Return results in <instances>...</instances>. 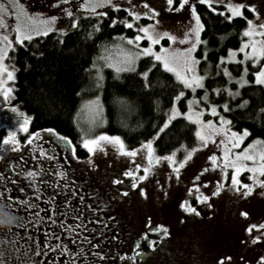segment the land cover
I'll list each match as a JSON object with an SVG mask.
<instances>
[{
	"label": "rangeland",
	"instance_id": "374dc122",
	"mask_svg": "<svg viewBox=\"0 0 264 264\" xmlns=\"http://www.w3.org/2000/svg\"><path fill=\"white\" fill-rule=\"evenodd\" d=\"M51 1L43 0V4L38 6L37 12L47 15L50 6L48 4ZM89 2L90 0H75L74 4L78 3L75 11L81 15H97L93 14L89 8L81 7V4ZM197 2L199 0H188L184 7H180L179 0H173L172 6L167 4V0H113V3L120 4V8L127 11L129 17L126 22L132 25L131 28L134 33L130 35L119 34L100 48L92 72L93 95L83 99L77 114V125L82 134L81 143L85 138H92L101 134L119 136L107 133L102 129L99 130L104 123L100 88L107 70L117 72L116 67L111 66L112 64L121 68L126 67L121 63L123 53L135 52L137 54L131 69L135 68L139 58L145 56L139 55V53L148 47L150 42L147 36L139 30L151 26V30L154 32L163 33L167 31L177 37L176 40H169L161 35L159 43L151 45L152 50L156 53L160 52L161 47L169 50L188 48L190 44L188 41H184L183 37L194 23L191 17V6L192 4L196 6ZM229 2L244 5L242 12L246 20L251 19L255 25L264 23V0H221L219 5H222L223 8L217 9L228 12L230 15L226 7ZM16 4L22 6L24 14L32 17L36 14V12H32L33 10L29 6H25L24 1H18ZM27 4L29 3L27 2ZM249 4L255 6V12L251 11L248 7ZM213 5L218 4L214 3ZM107 9L116 8L105 5L97 8L96 13H104ZM152 9H155L154 13L151 11ZM245 9L250 11V14H247ZM14 11H20V9L13 7L10 10V12ZM133 11L137 13L149 12V15H140L137 19L132 16ZM2 15L8 27H0V32L9 35L15 46L17 19L8 13H2ZM54 16L57 19L50 25L52 31L64 33L69 30L68 27H72L67 12L58 11ZM42 18L43 15L38 16V19L43 20ZM22 22L26 21L22 19ZM247 27L246 22L239 45L229 49L232 50L233 56L229 57L228 50L222 56L224 59H219V62L223 66V71L227 69L230 78L235 76L229 69L228 63H241V74L247 80L253 81L254 76L250 78L248 72L249 70H252L253 73L258 71L261 63H264V58H261V62L253 65L251 60L246 59L244 53L239 51L241 44L250 39L244 33ZM61 29L63 31H60ZM138 34L144 36V39L129 44L128 39H133ZM195 52L196 49L192 55L197 58ZM148 55L152 56L151 53ZM159 62L162 64L161 61ZM5 64L10 67L7 57ZM194 67L198 74L205 75L199 69V63ZM245 68H247V73L244 72ZM97 73L102 77L99 84H97ZM170 73L176 77L174 72ZM180 82L182 83V81ZM238 86L241 85L237 84ZM5 87L11 88L12 91L5 97L4 89H0V193L18 197L25 201L24 204L17 205L20 209L17 213L10 214L4 211L0 217V236L4 235L7 239L6 233L8 232L9 242H14L17 236L22 235L21 223L26 221V217L27 221H30L28 218L33 216L31 215L33 210L36 211L39 205L46 204L52 210V213L49 211V217L52 215V219L55 217L59 220L62 218L61 215L67 212H71L68 214L69 216L79 215L80 220L92 218V222L91 220L89 222L92 224L91 229H94L96 234H98L100 224H102L99 218L107 217L108 223L100 232V239L103 243L110 244L112 252L121 251L123 264H257L259 257L264 256V240L252 242L253 236L264 234V229H253L252 232L246 230L252 224L264 223V195L261 194L264 193V187L255 185L253 193L247 197L242 195L243 189H241V193H236L230 187L222 188V191L216 196L211 195L215 190L217 181L220 180L222 183L224 181L220 168H213L212 162L207 158L213 153L218 157L220 156L224 146L219 144V140L223 137L218 136L216 142L209 141L206 146H202L197 137V143L192 147L197 150L179 168V175L174 170V164L183 160L184 155L180 156L177 150L161 155L156 152L153 145L154 155L164 157L175 152V158L173 163L162 159L159 162L154 161L149 166L148 150L146 147L141 148V145L149 139L154 140L156 133L135 147H128L121 139L125 148L124 152H121L119 146L113 142L101 141L102 147L94 149L92 153L86 149L88 154L79 158L75 154L71 141L69 140V143V141L61 139V135L56 132L42 129L36 131L37 135L29 141L28 137L34 132L29 130L30 120L28 121V131L24 132L19 128V122H22L23 117L12 111L13 107L17 109L12 102L13 80L5 79ZM197 89L199 87L192 90L183 86L182 90L179 91V93L181 91L185 93L183 97L185 106H179V99L173 101L180 111H188V100L193 99L200 100L199 104L194 103L192 106L197 111L200 108L211 107V105L217 106V103L204 101L202 98L205 92L202 91L197 94ZM97 97H99L98 101ZM217 109L220 115L228 119V116L218 106ZM18 112L23 113L19 110ZM170 115L171 107L166 119ZM200 120H213L218 124L219 116H213L210 112L205 111L200 116ZM192 122L195 124L196 132L200 125H197L194 120ZM227 127L230 128L229 125ZM9 131L16 133L15 139L19 142V147L11 143H4L3 137ZM234 131L242 132V130ZM254 141L262 140L259 138L247 139L246 135L240 142L239 148L234 149V151H243L248 144ZM262 147L264 144H256L254 150ZM131 149L137 150L135 156L126 154ZM246 163L251 164L252 162L246 161ZM137 164L141 167L136 168L135 165ZM145 166L150 167L147 178L144 181H139L136 188H132L133 177L124 176L123 173L132 170L136 172V179L138 180L139 175L143 174V167ZM231 171V169L228 170L229 183ZM16 175L18 180L15 179ZM250 175L251 173L244 171L238 175V179L243 183H251ZM258 178L264 179V176ZM114 180L121 182L113 183ZM13 181H15L14 184H12ZM194 185L197 187H193ZM140 188L144 189V195H141ZM190 188L192 189L191 192H189ZM5 189L8 191L5 192ZM122 190L126 191L127 195H123ZM107 194L109 197H106ZM203 195H208L210 199L198 202L197 197ZM110 196L113 198V202L108 204L105 212L100 208L101 203L95 202L94 199L103 201L108 200ZM184 201L195 207L199 215L181 209L179 205ZM25 207H27V213L23 211ZM2 208L0 206V211ZM242 212H247L248 215L244 216L241 214ZM34 219L35 217L32 221ZM39 219L42 228L48 225L47 217L45 219L40 217ZM159 225H164L167 228L168 236L164 237L162 231H151L152 228ZM144 232L147 233L146 236L143 235ZM32 237L37 238L36 235H32ZM137 239L141 240L142 245L139 251L135 250V252L133 250L136 247ZM149 240L155 242L154 247H149ZM34 243L35 240L33 245ZM38 245L40 246L42 243L39 241ZM36 250L41 252V249ZM45 250L49 252L51 248ZM132 253H135L136 257L132 256ZM2 256L5 257V254ZM70 263V259L66 257L64 264Z\"/></svg>",
	"mask_w": 264,
	"mask_h": 264
},
{
	"label": "trees",
	"instance_id": "16d2710c",
	"mask_svg": "<svg viewBox=\"0 0 264 264\" xmlns=\"http://www.w3.org/2000/svg\"><path fill=\"white\" fill-rule=\"evenodd\" d=\"M213 6L223 8L219 4ZM196 10L205 28L195 53L199 69L207 73L204 88L197 89V94L208 93L207 101L217 103L228 116L230 128L248 129L247 139L264 141V85L250 83L237 87L242 64L228 63L235 76L230 78L219 62L229 49L239 45L246 17L228 20V12L214 13L199 2ZM105 12L106 15L82 16L76 27L64 33L51 31L25 40L23 45L16 43L7 57L14 68L12 102L31 117L29 130L55 129L57 134L69 138L79 158L88 152L81 143L77 114L83 99L93 95L92 72L100 48L119 34L134 33L125 26L129 17L125 9ZM245 12L250 14L247 9ZM112 19L117 23L112 24ZM145 72L147 76H142ZM252 74L249 70L250 78ZM182 88V83L150 55L139 58L131 70H107L100 88L104 123L99 130L119 135L128 147L140 145L160 130ZM237 89L238 95H230V90ZM243 101L247 103L241 107ZM178 103L184 107V98ZM225 104L227 109L223 107ZM196 143L195 124L183 116L175 117L153 140L156 152L161 155L177 150L183 156Z\"/></svg>",
	"mask_w": 264,
	"mask_h": 264
},
{
	"label": "snow or ice",
	"instance_id": "6c2138e0",
	"mask_svg": "<svg viewBox=\"0 0 264 264\" xmlns=\"http://www.w3.org/2000/svg\"><path fill=\"white\" fill-rule=\"evenodd\" d=\"M188 3V0H179L180 7H184ZM199 3L206 5L212 12H217L218 9L213 6L214 3H221V0H199ZM167 4L169 6L173 5V0H167ZM108 5L112 8H120L121 5L117 3H113V0H90L87 4H81V7L89 8L93 14L97 15H106L107 13H96L97 8L104 7ZM13 7L20 9V11L8 12V8L5 6L4 3L0 2V27L7 28L8 26L4 22V18L2 13H8L9 15H13L17 19V24L15 26V42L17 44L23 45L25 40H32L33 36L39 35H47L48 32L52 31L51 24L55 22L57 19L56 16L48 17L47 19L41 20L38 18H34L32 16H28L22 12V6L15 3L13 0ZM147 7V5H145ZM230 15L227 16L228 20H232L233 17L242 16V8L244 5L240 3H231L229 2L226 5ZM248 7L251 11L255 12L256 8L254 5L249 4ZM153 13L155 9L151 10ZM132 16L139 18L140 15L148 16L149 12L137 13L133 11ZM223 15V12L220 13ZM69 17L72 16V12H67ZM191 17L194 23L188 29V31L184 34L183 40L188 41L190 46L185 49L179 50H169L166 48L161 47L159 53H156L152 50L151 45L159 43V37L161 35L167 37L169 40H176L177 37L171 35L169 32L165 31L163 33L154 32L151 30V26H146L141 28L139 31L144 33L147 36L148 41L150 42L148 47H145L139 55H151L154 57L155 60L161 61L162 66L170 72H174L176 74L177 80L182 81L183 86L187 89L195 90V88L199 87L201 89L204 88L203 81L205 79V75H200L195 70V65L199 63V60L192 55V52L196 49L197 45L200 44L201 41V32L204 30L205 25L201 20L200 15L197 13L195 4L191 6ZM22 19L26 22H22ZM112 24H116V19H112ZM72 27H76L77 21H71ZM248 27L245 28L244 33L250 39L244 41L239 51L244 53L246 59H250L253 65H256L258 62H261V58H264V23H259L255 25L251 19L247 20ZM126 27H131L132 25L128 22H125ZM42 29V31H41ZM60 31H63L61 29ZM260 37V39H257ZM127 39V38H126ZM144 39V36L136 35L133 39H128V43H134L136 41H140ZM14 49V42L12 39L9 38V35L5 34L4 32H0V89H4L3 94L5 97L12 91L11 88L5 87V79L8 81L14 80V68L10 69L8 65L5 64V58L9 57V50ZM246 49H248L246 51ZM233 56L232 50H229V57ZM137 58V54L135 52H125L123 53V63L126 67L121 68L117 67L116 64H112V67H116L117 72L124 71V70H131V65L134 63L135 59ZM221 60L224 58L221 57ZM95 67V66H94ZM225 75H228L227 69L224 70ZM244 72L247 73V68L244 69ZM142 76H147V73H141ZM254 80L249 81L245 78L244 75L236 81L239 85H248L250 83H255L258 85H264V63H261L258 71H255L253 74ZM102 77L97 73V84L100 83ZM147 86V85H146ZM218 91V90H214ZM239 89L235 92L230 90V95H238ZM185 93L181 91L176 100L180 99V97H184ZM204 101L208 100V93L205 92L203 98ZM99 97H97V101ZM199 104V99L188 100V111H180L177 108L176 103L173 101L171 105V115L166 119L163 125L160 127V130L156 132V136H159L161 132L164 131L165 128L171 123V121L177 116L186 117L188 121H195L197 125L200 127L197 128L195 135L199 138L202 146H206L209 141L216 142L217 137H223V139L219 140V144L223 145V151L221 152L220 156L218 157L215 153L208 156V160L212 162L211 166L213 168H220L221 176L224 183L220 180L217 181L215 190L211 193L212 196L218 195L222 188H231V190L235 191L236 193H241V189H243L242 195L247 197L253 193L254 186L259 185L264 187V179L258 178L259 176H264V147L259 148L258 150H254V146L256 144H264V141H254L250 143L243 149V151H234V149L239 148L240 142L243 140L244 136L248 135V129H243L242 132H237L232 130L231 128L227 127L230 125V120H228L225 116L220 115L216 105H211V107L200 108L198 111L195 110L192 106L193 104ZM247 101H243L240 105L243 107ZM7 107V105H5ZM225 109L228 108V105H223ZM13 112L18 113L20 116L23 117L22 122H19V128L27 132L28 131V121L31 119L30 116L24 115L23 113H19L18 109L13 107ZM210 112L213 116H219V123L216 124L213 120L202 121L200 120V116L205 112ZM264 111V110H262ZM46 131L55 132V129H47ZM37 133L33 132L29 137L28 140L30 141L33 136H36ZM16 133L14 131H9L6 136L3 137V141L5 144H14L19 147V142L15 139ZM61 139L65 141H69V138L66 136H61ZM101 141H109L113 142L119 146L121 152L125 151L123 141L119 136H108L107 134H101L99 136H95L92 138H85L82 140V145L85 149L88 150L89 153H92L94 149L102 147ZM70 143V141H69ZM146 147L148 150V162L149 166L155 161L159 162L160 160L164 159L167 160L169 163L174 162L175 152L161 157L154 155L153 152V140L149 139L144 144L141 145V148ZM197 149L192 148L190 151H187L184 155L183 160H180L174 164V170H176L177 175H179V168L184 164L185 161L189 160L192 156L193 152ZM136 149H131L127 151V155L135 156ZM246 161H251V164L246 163ZM145 166L143 167V174L139 175L138 180L136 179V172L132 170L125 171L123 173L124 176L133 177V182L131 184L132 188H136L139 181H144L147 178V175L150 171V167ZM136 168H140L141 165H135ZM231 169L230 174V183L228 182V170ZM205 171L207 169H204ZM247 171L251 173L249 176V180L251 183H243L240 179H238V175L241 172ZM198 179V177H197ZM119 180H114L113 183H120ZM193 187H197L194 185ZM8 189H5L7 192ZM23 191V189H20ZM192 189H189L191 192ZM141 195H144V189L140 188ZM123 195H127L126 191L122 190ZM264 195V193H261ZM210 197L208 195L198 196V202L208 201ZM25 201L20 200L18 197H14L11 195H4L0 193V206L3 207L4 211L14 214L17 213L20 209L17 207L18 204H24ZM180 208L185 210L189 213H195L199 215L198 210L195 207H192L187 203V201L180 203ZM209 207L211 205L209 204ZM244 216H247V212L241 213ZM253 229H264V223L261 224H252L246 230L248 232H252ZM152 232H163V236L166 237L169 235L167 228L164 225H159L151 229ZM147 235V234H145ZM264 240V234L256 235L252 237V242L255 243L257 241ZM149 247H154L155 242L152 240L148 241ZM0 264H3V261L0 260ZM257 264H264V256H260Z\"/></svg>",
	"mask_w": 264,
	"mask_h": 264
},
{
	"label": "flooded vegetation",
	"instance_id": "af4514ba",
	"mask_svg": "<svg viewBox=\"0 0 264 264\" xmlns=\"http://www.w3.org/2000/svg\"><path fill=\"white\" fill-rule=\"evenodd\" d=\"M18 1L21 2V0H15V3ZM22 1H24L26 7L29 6L33 10L32 12H36L34 18L43 15L42 19L44 20L54 16L58 11H71L72 16H68L70 22L76 20L78 24L81 18V14L75 11V8L78 7V3L74 4L75 0L73 3V0H52L48 4L50 6L47 15L37 12L38 6L43 4V0ZM0 2L5 4L8 12L13 9V0H0ZM70 28L72 27H68V29ZM15 179L18 180L17 175ZM14 183L15 181L12 182V184ZM106 197H109V195L107 194ZM96 199H94L95 202H100V208L105 212L108 204L113 202L111 196L108 200L101 201ZM23 211L27 213V207L23 208ZM49 211L52 213V210L46 204L39 205L36 211L33 210L31 213L33 216L28 218L30 221H27L26 217V221L21 223L23 228L22 235L17 236L14 242L8 241V232L6 233L7 239H5L4 235L0 236V260L3 261V264H64L66 257L70 259V264H123L121 251L112 252L110 244H105L100 239V232L108 223L107 217L99 218L102 224H100L98 234H96L94 229H91L92 224L89 222L92 218L80 220L79 215L70 214L71 216H69L68 214L71 212H67L64 215L60 214L62 218L58 220L55 217L52 219V215L49 217ZM3 213L4 209L2 208L0 217ZM34 217L35 219L32 221ZM40 217L42 219L47 217L48 225L44 228L39 224ZM145 234L147 233L144 232L143 235L146 236ZM32 235H36L37 238H33ZM34 240L35 243L33 245ZM39 241L42 243L40 246L38 245ZM135 245L136 247L133 251L137 250L138 252L142 245L141 240L137 239ZM46 248H51V250L47 252ZM36 249H41V252ZM2 254H5V257ZM132 256L136 257V254L134 253Z\"/></svg>",
	"mask_w": 264,
	"mask_h": 264
}]
</instances>
